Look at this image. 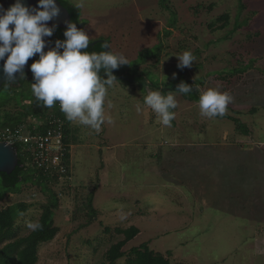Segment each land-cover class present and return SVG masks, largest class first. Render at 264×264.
<instances>
[{"label":"rangeland","instance_id":"374dc122","mask_svg":"<svg viewBox=\"0 0 264 264\" xmlns=\"http://www.w3.org/2000/svg\"><path fill=\"white\" fill-rule=\"evenodd\" d=\"M83 3L90 41L108 38L110 49L127 57L119 68L129 78L145 73L159 88L187 79L198 94L218 87L233 97L225 113L244 128L201 116L196 101L175 91V118L166 127L144 104L143 85L134 83L131 92L123 80L113 83L104 103L113 121L105 119L99 132L74 122L65 174L39 180L27 162L32 176L23 173L26 180L15 187L5 188L0 178V209L30 205L16 219V237L31 231L26 223L37 221L55 195L58 232L38 245L36 264H107L105 252L123 238L114 229L131 225L139 233L125 253L147 243L171 263L264 264V0ZM184 51L195 61L179 69L175 55ZM27 74L19 86L0 90V106L11 103V114L33 97L30 68ZM10 118L0 114V128Z\"/></svg>","mask_w":264,"mask_h":264},{"label":"clouds","instance_id":"9594fccd","mask_svg":"<svg viewBox=\"0 0 264 264\" xmlns=\"http://www.w3.org/2000/svg\"><path fill=\"white\" fill-rule=\"evenodd\" d=\"M83 6V0L76 4L77 8ZM59 11L55 0H37L34 7L25 6L22 0H15L7 9L0 6V60L4 61L3 72L11 81L14 74H22L30 58L37 56L38 59L29 65L34 81L31 91L36 101L45 108L58 103L67 121L99 132L105 122L107 90L117 81L112 70L128 65L129 61L125 55L112 52L107 44L104 48L108 51H82L87 49L90 38L72 22L66 24L64 39L55 40L54 46L45 51L44 37H51L55 30L47 22L55 18ZM175 56L179 69L191 67L195 61L190 51ZM191 91V85L184 82L175 88L179 94ZM146 93L144 104L159 116L162 125L171 127L175 118L172 110L177 107L175 95L171 92L165 95L150 87L146 88ZM232 100L228 92H221L218 87L207 88L200 92L197 104L201 116L211 119L223 116ZM136 110L139 112L141 106L137 105ZM26 227L36 231L41 225L38 221H29Z\"/></svg>","mask_w":264,"mask_h":264},{"label":"trees","instance_id":"16d2710c","mask_svg":"<svg viewBox=\"0 0 264 264\" xmlns=\"http://www.w3.org/2000/svg\"><path fill=\"white\" fill-rule=\"evenodd\" d=\"M1 1V0H0ZM60 3L67 8L70 14V22L75 23L78 29H82L84 31L85 21L81 18L80 9L75 5L70 3L68 0H59ZM163 1V0H162ZM224 22L219 26L223 28L225 23L228 20V15H222L220 17ZM66 28L56 27L53 35L49 37L51 47L54 46V41L57 39H64L63 32ZM93 41V40H92ZM95 44L87 47L82 51L88 52H102L104 51L105 43L109 42L108 38H97L95 39ZM149 49H145L146 54ZM150 52V51H149ZM35 57V56H34ZM33 58H30V63L33 61ZM29 63V64H30ZM112 74L116 77L120 76L121 80H126L130 83H136L137 85H143V88L150 87L152 89H156L161 91L162 94H165L170 91H175L176 86L184 82L188 84L187 79H182L178 83H173L171 86L165 85L159 88V84L155 81H150L148 79V75L144 74H136L127 75L123 69L112 70ZM28 74L26 73L23 78H26ZM101 76H103V70L101 71ZM22 78V79H23ZM21 79V81H22ZM149 80V83H148ZM138 85V86H140ZM185 99L189 101H198L199 94L196 89L192 88V91L188 94H183ZM55 106V105H54ZM53 106V107H54ZM51 108H45L42 104L36 101L35 97L31 98L30 104L24 109V111L16 114H11V112L5 113L6 117L8 114L10 117L12 116V120L5 122L2 124V127L6 126H14L18 123H22L28 116L36 117V118H45L49 113H52L54 116L60 117L65 121L64 125V136L67 135L68 129L67 125L69 121L66 120L64 114L60 111V108H54L52 112H50ZM217 118H228L232 121L236 122L239 126L244 128V124L242 125L241 121L237 118L231 117L228 114H224L223 116H217ZM46 130V126L40 127V132L43 133ZM65 142L67 140L65 138ZM17 154H18V145L19 143L13 144ZM19 158V166H17L11 174L0 173L1 183L7 189L13 188L17 185L18 182L26 180L32 176V173H37V177L39 180L49 179V174L43 172L42 170L34 169L32 166L33 172H31V167L27 165V162H30L27 158V154L22 153L21 156L18 155ZM26 175V177L23 175ZM54 175V174H53ZM57 176V175H55ZM55 200H51L43 207V211L38 218V222L41 225V228L36 231H30L27 235L16 237V219L23 213H25L29 209V204L24 202H19L17 204L8 205L2 209H0V264H36L38 260L37 249L38 245L42 242H47L53 239V237L58 232V227L54 225L53 220V208L57 205V199L54 195ZM93 211V210H92ZM95 212V211H93ZM105 231H109V228H105ZM115 233L122 235L123 238L119 239L115 243H112L107 251L105 252V260L107 264H115L117 260L122 258L124 255H127L126 264H183V263H171L167 256H164L160 252H155L151 250L147 243H142L139 246H135L130 248V250L125 253L122 250L124 245L133 239L138 233V227L131 225L126 228L116 227L114 229Z\"/></svg>","mask_w":264,"mask_h":264},{"label":"built area","instance_id":"2783aa9c","mask_svg":"<svg viewBox=\"0 0 264 264\" xmlns=\"http://www.w3.org/2000/svg\"><path fill=\"white\" fill-rule=\"evenodd\" d=\"M59 107L56 103L54 108ZM65 121L52 113L45 118L29 116L27 121L15 126L0 128V141L22 145L23 153L34 169L45 173L61 175L67 172L68 146L64 137ZM46 126L45 132L40 127ZM70 178V177H68Z\"/></svg>","mask_w":264,"mask_h":264},{"label":"water","instance_id":"95a60500","mask_svg":"<svg viewBox=\"0 0 264 264\" xmlns=\"http://www.w3.org/2000/svg\"><path fill=\"white\" fill-rule=\"evenodd\" d=\"M57 7L60 9L59 14L53 18L52 20L47 22V25L49 27H61V28H66V24L67 22H70V14L67 10V8H65L59 0H55ZM15 3V0H1L0 1V6H2L4 9H7L9 6H11L12 4ZM22 3L25 6L28 7H34L37 4V0H22ZM12 26L10 25V28ZM46 44H45V48L44 50L47 51L48 49L51 48V43L49 41V37H44ZM95 40L90 41L89 46H92L95 44ZM108 45L109 47V43H105ZM110 48V47H109ZM108 48H104V51H108ZM111 50V49H110ZM3 60H0V89L2 87L3 84L8 83V84H16V85H12V86H19V83L21 82V76L25 75L28 70H29V63L30 61L28 60L27 64L24 66L23 70H22V74L21 73H16L14 74V78L9 81L7 79V77L5 76L4 72H3ZM118 78H120V76H117ZM19 158H18V154L17 151L14 147L13 144L8 143L6 141H0V173H5V174H11L14 169L19 166Z\"/></svg>","mask_w":264,"mask_h":264},{"label":"crops","instance_id":"0c3cea01","mask_svg":"<svg viewBox=\"0 0 264 264\" xmlns=\"http://www.w3.org/2000/svg\"><path fill=\"white\" fill-rule=\"evenodd\" d=\"M86 23V22H85ZM100 38V37H99ZM95 39H97V38H95ZM95 39H92V40H95ZM91 40V41H92ZM111 51L112 52H114L112 49H111ZM115 53V52H114ZM117 81L116 82H114V84L116 85V86H121V85H123V83L121 84L119 81H121V79L120 78H118L117 77V79H116ZM123 82H125L126 83V85H127V87L128 88H130V90H131V92H135L134 91V86H137L136 84H134V83H130V82H128V81H126V80H123ZM107 94H108V90H107ZM109 95V94H108ZM141 98V97H140ZM107 99V98H106ZM138 99V98H137ZM135 100V99H134ZM107 102H108V99H107ZM105 104H106V100H105ZM139 104V103H138ZM137 104V100H136V102H135V105L137 106L138 105ZM107 105L105 106L104 105V114H107ZM108 108H110V107H108ZM53 110H51L50 112H52ZM105 116V115H104ZM105 119L107 120H110V122H112L113 120L107 115V118L105 117ZM74 122H69L68 123V125H67V129H68V132H67V135H65L64 137L66 138V140H67V146H68V165L70 166V168H71V155H70V142H71V140H74V139H76V135L73 133V129H74V131H75V127H74ZM71 170V169H70Z\"/></svg>","mask_w":264,"mask_h":264},{"label":"flooded vegetation","instance_id":"af4514ba","mask_svg":"<svg viewBox=\"0 0 264 264\" xmlns=\"http://www.w3.org/2000/svg\"><path fill=\"white\" fill-rule=\"evenodd\" d=\"M12 85H16V84H8V83H5V84H3L2 85V87H1V89L2 88H4L5 86H7V87H11L12 88ZM0 89V90H1ZM10 106H12V104L11 103H9V104H7V105H4L3 107H1L0 106V114H2V113H8V112H11L12 113V111L10 110ZM3 110V111H2Z\"/></svg>","mask_w":264,"mask_h":264}]
</instances>
